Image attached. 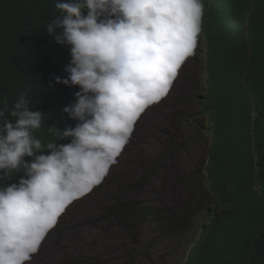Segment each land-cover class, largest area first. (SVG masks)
Segmentation results:
<instances>
[{
    "label": "clouds",
    "instance_id": "9594fccd",
    "mask_svg": "<svg viewBox=\"0 0 264 264\" xmlns=\"http://www.w3.org/2000/svg\"><path fill=\"white\" fill-rule=\"evenodd\" d=\"M207 8L203 0H56L59 16L46 30L69 47L67 76L55 79L79 88L63 109L76 124L60 133L67 143L44 144L34 135L43 113L25 95L0 107V182L18 174L0 183V264L30 261L67 206L109 177L140 116L170 94L186 60L204 43L208 56ZM213 163L210 197L219 208L197 223L204 202L197 203L196 229L173 264L192 262L226 209L215 186V148Z\"/></svg>",
    "mask_w": 264,
    "mask_h": 264
},
{
    "label": "trees",
    "instance_id": "16d2710c",
    "mask_svg": "<svg viewBox=\"0 0 264 264\" xmlns=\"http://www.w3.org/2000/svg\"><path fill=\"white\" fill-rule=\"evenodd\" d=\"M55 3L0 0V107L6 102L11 109L25 95L31 110L43 113L34 135L44 144L68 142L60 133L75 126L76 120L63 109L76 101L79 90L55 79L67 76L71 58L69 47L56 43L46 30L59 16ZM203 3L208 7L207 106L215 133V186L226 209L208 228L190 264H264V0ZM17 176L11 173L0 183L13 182ZM164 212L146 208L136 217L148 222ZM197 216L198 209L190 206L173 215L169 234L179 232L182 245L188 243ZM173 256L158 257L173 264Z\"/></svg>",
    "mask_w": 264,
    "mask_h": 264
},
{
    "label": "rangeland",
    "instance_id": "374dc122",
    "mask_svg": "<svg viewBox=\"0 0 264 264\" xmlns=\"http://www.w3.org/2000/svg\"><path fill=\"white\" fill-rule=\"evenodd\" d=\"M200 48L170 94L144 110L109 177L67 206L26 264H165L159 254L184 248L167 229L172 216L201 201L199 223L219 208L210 197L215 136L204 116L210 68ZM146 208L165 212L144 222L136 213Z\"/></svg>",
    "mask_w": 264,
    "mask_h": 264
},
{
    "label": "bare ground",
    "instance_id": "6f19581e",
    "mask_svg": "<svg viewBox=\"0 0 264 264\" xmlns=\"http://www.w3.org/2000/svg\"><path fill=\"white\" fill-rule=\"evenodd\" d=\"M86 237H87V236H86ZM86 237H85V238H86Z\"/></svg>",
    "mask_w": 264,
    "mask_h": 264
}]
</instances>
